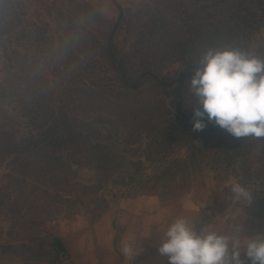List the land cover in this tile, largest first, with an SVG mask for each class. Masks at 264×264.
Wrapping results in <instances>:
<instances>
[{"label": "rangeland", "instance_id": "rangeland-1", "mask_svg": "<svg viewBox=\"0 0 264 264\" xmlns=\"http://www.w3.org/2000/svg\"><path fill=\"white\" fill-rule=\"evenodd\" d=\"M225 47L264 55V0H0V130L12 133L0 139V245L35 247L142 195L173 222L239 239L251 264L246 244L264 238V138L206 119L193 130L188 91L202 53ZM26 91L48 101L47 123L66 113L81 137H38Z\"/></svg>", "mask_w": 264, "mask_h": 264}, {"label": "clouds", "instance_id": "clouds-1", "mask_svg": "<svg viewBox=\"0 0 264 264\" xmlns=\"http://www.w3.org/2000/svg\"><path fill=\"white\" fill-rule=\"evenodd\" d=\"M189 83L193 130L206 127L205 119L235 138H264V55L241 48H208ZM236 200L252 201L240 183L231 185ZM231 243V251L229 245ZM239 239L207 227L189 226L176 219L160 238L158 251L170 264H242ZM126 254L129 249H123ZM251 264H264V238L249 239L244 251Z\"/></svg>", "mask_w": 264, "mask_h": 264}, {"label": "crops", "instance_id": "crops-1", "mask_svg": "<svg viewBox=\"0 0 264 264\" xmlns=\"http://www.w3.org/2000/svg\"><path fill=\"white\" fill-rule=\"evenodd\" d=\"M171 223L158 200L140 195L120 200L90 224L78 220L54 235L64 244L71 264H170L158 248ZM0 264L64 261L55 246L43 243L16 252L3 249Z\"/></svg>", "mask_w": 264, "mask_h": 264}, {"label": "trees", "instance_id": "trees-1", "mask_svg": "<svg viewBox=\"0 0 264 264\" xmlns=\"http://www.w3.org/2000/svg\"><path fill=\"white\" fill-rule=\"evenodd\" d=\"M126 85V83H124ZM30 92V89H28ZM33 92V91H32ZM26 95L29 96V101L33 100V102H35L36 104V109L34 111H36V114L38 112V116L40 118V132L38 133V137L43 138V140H47V138H51L54 137V135L56 134L57 137H59L60 139H62L63 141H67L68 139H70L71 137H81V133L78 132L80 130V126L82 125L81 123H79L78 121H76L73 117L67 115L66 113L62 114V120L60 119L59 124H53L51 125L50 123H47L46 118L48 117V101L44 99L43 95L39 96L36 95V93L33 92V94L28 93L26 91ZM31 102V101H30ZM50 114V113H49ZM59 119V117H54V119ZM207 124L210 125V130H216V126L214 123L212 122H208ZM55 130V131H54ZM12 133L8 132V131H4V130H0V139L2 138H6V137H10ZM30 137H33L32 133H29ZM63 137H65L66 139H64ZM70 143V142H69ZM72 143V142H71ZM73 146H76L77 144L74 142L73 140ZM249 178V177H248ZM261 185L264 186V181H260ZM256 199L257 202L260 204V206L262 208H264V187H262L261 189H259L256 193Z\"/></svg>", "mask_w": 264, "mask_h": 264}, {"label": "water", "instance_id": "water-1", "mask_svg": "<svg viewBox=\"0 0 264 264\" xmlns=\"http://www.w3.org/2000/svg\"><path fill=\"white\" fill-rule=\"evenodd\" d=\"M115 28H116V25L114 26V30H115ZM43 243H49V244H52L53 246H55L58 249L62 260L64 261V264H71L69 259H68V254L66 252V248H65L64 244L62 243V241L58 237H56L54 235H50V236L43 238L40 241H38L36 243V245H40ZM3 249H4V246L0 245V251Z\"/></svg>", "mask_w": 264, "mask_h": 264}]
</instances>
